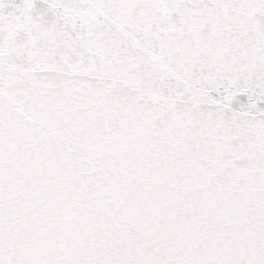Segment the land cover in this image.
I'll use <instances>...</instances> for the list:
<instances>
[{
  "label": "snow or ice",
  "instance_id": "obj_1",
  "mask_svg": "<svg viewBox=\"0 0 264 264\" xmlns=\"http://www.w3.org/2000/svg\"><path fill=\"white\" fill-rule=\"evenodd\" d=\"M0 264H264V0H0Z\"/></svg>",
  "mask_w": 264,
  "mask_h": 264
}]
</instances>
